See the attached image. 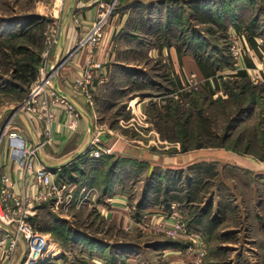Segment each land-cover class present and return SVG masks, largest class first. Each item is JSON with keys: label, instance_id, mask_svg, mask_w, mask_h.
Returning <instances> with one entry per match:
<instances>
[{"label": "crops", "instance_id": "1", "mask_svg": "<svg viewBox=\"0 0 264 264\" xmlns=\"http://www.w3.org/2000/svg\"><path fill=\"white\" fill-rule=\"evenodd\" d=\"M183 1L184 6L187 7L184 10L193 11L194 18L197 21L200 18L202 24L205 25L210 24V22L213 23L212 19L207 17H210L209 14L214 16L215 9L226 10L225 13H222L226 20L231 19L230 15L234 11L232 13L233 18L240 24L238 20L241 21L243 17L239 15V9L264 3V0ZM182 5L179 7H171L169 4L163 5L161 9L163 17L160 19L161 27H165L167 24H170V27L174 26V28L182 25ZM72 15L77 20L70 19L66 26L64 24L59 44L50 57L54 60L55 80L53 87L56 89L58 86L76 104L81 112V122L77 131L70 132L62 121V106H53L52 111L56 115V122L52 127L54 142L41 147L38 151V163L46 167H58L87 147L93 137L99 136L103 146L111 149L112 159L118 161V165H122V170L118 169V178L107 189L104 190L103 187L99 189L98 185L93 183L96 170H98H94L92 167V164L96 163V158L84 152L72 163L57 169L59 175H63L61 183L65 182L71 186L72 191H74L73 194H78L79 198L87 192H89L90 197L95 191L98 193L97 196H93L94 200H91V204L96 205L94 207L98 209V214L103 221L116 230L111 238V243L114 245L113 249H119L117 256L126 257L128 264H187L186 249L188 245L186 242L178 241L180 243L173 247L166 246L164 245L165 241L161 242L157 239L152 243H142L140 253L135 254L133 248H128L130 243H123L117 232L121 231L125 236L130 237L132 229L135 226L138 227L142 223V219L146 220L144 219L145 216H154L158 220H162L164 217L168 224L173 222L171 215L175 213L179 214L183 220L187 219L190 214L184 206L188 204L192 209L191 207L196 204L195 198H193L194 193H191V187L199 186V183L203 182L198 180L199 177L197 180L191 179L192 173H198L202 177V174L207 173L204 170L207 164H229L247 174L264 172V157L253 152L264 151V132L260 131V126L257 125L259 136L256 137V132L252 130L254 126L245 125L247 116L238 118L235 128L230 131L231 138L226 143L227 146L189 148L187 151H183L180 149L181 142L168 134L173 133L170 128L174 124L183 122L178 113L182 112V106L188 105L187 95H185L187 89L189 91L195 89L196 91L202 87V84L210 87L209 89L217 96L223 92L225 82L237 86L242 83L247 85L250 83L254 87L255 96L258 98L254 105L262 109L264 80L260 74L256 80H252L253 77H251L252 72L255 71L254 65L257 60L253 57L254 54L259 59L256 50L257 40L255 37L253 41L249 39L248 43L252 45V49L247 43L252 60L243 56L235 58L229 54L232 64L220 62L219 59L216 62L215 75L211 70L209 76L203 72L202 68H199L192 52H184L180 47L166 43L165 38L158 37V40L153 42L151 47L143 49L147 53L146 58L154 59L160 63L161 67L168 69L169 76L163 78L164 83H159V80L157 83V77L159 78L161 75L150 73L148 64L130 61L126 51L134 50L135 48H131L133 44L126 41V38H115L124 27L125 22L123 21L127 16L125 14L126 17L121 19H117V15L113 16L109 0H75ZM242 20L244 22V19ZM229 25L233 27L234 31L242 32L241 28L239 30L231 20ZM98 26L102 37L101 41L94 45L89 39L90 31ZM208 31L213 33L212 29ZM151 32L150 27L148 34ZM148 43L150 45L151 41ZM209 45L211 46V42ZM216 51L217 54L213 55L214 57L220 55L217 49ZM66 54L69 57L57 73L59 69L57 64L62 61ZM90 61L103 64V68L96 72V78L90 87L94 97L92 105L86 102L80 91L72 88L73 81L82 76V69ZM191 76H194L192 78L193 83L189 80ZM144 95L145 98L140 99V96L143 97ZM242 95L249 102L248 91L244 90ZM18 110L21 112L20 126L15 125L11 130L25 135L36 146L44 139L42 123L33 122L29 115L24 113V110ZM177 110H179L178 113ZM161 125L166 127L164 136L160 132ZM154 141L161 142V144L166 142L167 146L159 148L145 144ZM196 152L199 153L196 154ZM0 155L1 175L10 174L13 176L15 192L22 194L29 186L31 187V195L35 196L38 187L33 177H25L13 168V155L9 143H5ZM143 163H145V167H143ZM98 164L103 163L101 161ZM196 164L204 169L198 171L196 168H192V166H197ZM145 168L146 170H144ZM106 169H108L107 166ZM193 170L195 171L192 172ZM120 172H122L121 175ZM145 175H147L146 182ZM84 178H88L89 181L86 182ZM126 181H129L130 185L126 184ZM128 187L135 188L137 191L132 196L135 199L130 197ZM196 189L200 190L201 188ZM146 190H149L147 194H145ZM238 210L239 212L242 211L241 208ZM135 211L136 215L141 217L139 222L134 219ZM226 212L227 209H225ZM250 212L249 223H247L249 225L245 227L250 231L249 240L253 243H264V211L257 208L254 213L252 210ZM187 220L190 225L193 224L198 230H202L196 232L201 233L205 239L216 232L215 225L217 223L211 217L204 219V217L201 218L196 214ZM146 231L149 232L145 228L144 232ZM229 231L222 230V233L226 235ZM2 237L3 232H0V239ZM113 239H117L118 242L114 243ZM56 243V246L60 247L61 254L55 255L53 258L56 259L57 264H62L59 262L64 255L63 245L57 241ZM20 246L24 248L23 241L20 242ZM141 253L147 259L144 258L143 260ZM88 254L92 257V261L104 264L102 258L109 256V254L113 256L114 252L111 246L109 249L99 246L93 247V251L89 253H82V256ZM20 258L21 252L19 250L18 258L13 260L12 264H18Z\"/></svg>", "mask_w": 264, "mask_h": 264}, {"label": "rangeland", "instance_id": "2", "mask_svg": "<svg viewBox=\"0 0 264 264\" xmlns=\"http://www.w3.org/2000/svg\"><path fill=\"white\" fill-rule=\"evenodd\" d=\"M70 2L71 0H65L64 2L58 0H0V135L7 130L0 146V154L5 143H9L7 139L8 131L15 125L20 126L21 123V112L19 110L16 112V116L12 122L8 123L11 116L15 115L12 110L21 107L23 102L30 99L32 95L34 98L30 100V106L33 110L34 107H37L35 102L38 101L39 97H43L47 92L55 90L53 87L55 75L46 88L41 87V79L42 77L47 78L48 76H52L54 73V60L50 56L59 44L62 27L64 26L63 22L67 18ZM183 2V0H118L116 5L117 10H114L112 15H117V19L123 18L125 14L127 17H124V27L115 38H126V41L133 44L131 48L135 49L126 51V54H129L130 58L127 57L130 61H134V63L145 62L148 64L150 73L161 75L162 78L157 77V83L158 80L159 83H164L163 78L169 76L168 69L161 67L160 63L154 61V59L149 60L146 58L147 53L143 51L145 47H151L152 43L158 40V37L165 38L166 43L178 46L187 53L192 52L187 40L190 38L196 42L200 40L202 44L201 51L205 56L209 54L216 55V49L219 51V54L229 56L231 54L229 47L236 39L238 46L241 47L243 57L252 60L251 51L248 50L247 43L249 42V35H251L248 26L252 25L251 22L253 21L256 25L253 34L257 40L256 50L259 59L254 54L253 57L257 60L254 65L255 71L252 72L251 77H253L252 80H256L260 74L264 80V3L246 9H239L238 13L242 15L241 17H243L244 22H242V19L241 21L238 20L242 30L241 33H238L229 25L231 19L226 20L222 15L226 10L215 9L214 16L209 14V17L207 15V18H211L213 23L210 22V24L205 25L202 24L200 18L198 21L194 18L193 11L184 10L187 7L186 5L184 6ZM166 4L171 5V7H179V5L183 4L181 12L183 22L180 27H170V24L161 27L160 19L163 17L161 9ZM230 17H233L232 13ZM70 19H73V21L77 20L72 13L69 17ZM150 27L152 32L148 34ZM209 29H212L213 33L208 31ZM149 41H151L150 45H148ZM209 42H211V46ZM248 44L249 48L252 49V45ZM38 56L41 59L37 65H34ZM63 57L58 72L69 56L66 54ZM23 63H29L37 67L38 77L35 81H22L19 78L21 74H19L18 70ZM22 74H24L25 78L29 76L28 73ZM209 88L207 85L202 84L199 90L195 91L194 89L193 91H189L187 89L190 92L186 98L188 105L182 106V112L178 110V115L182 118V121H188V126L182 133L180 124L178 123L173 133H168L172 135L171 137L182 142V137L186 134L188 139L185 143L188 148H195L199 145L218 147L223 140V135L230 133L232 120L241 116H247L245 125L249 127L254 126L252 130L256 132V137L259 136V127L257 125L260 126V131L264 132V104L262 109L253 104L254 106L250 112L244 110L241 114L242 110L240 111V108L248 107L246 97L232 99L224 90L216 96V93L211 94L210 91L212 90ZM143 98H145V95L143 97L140 96V99ZM20 109L25 110L24 113L29 115L33 122L40 123L32 111L27 108ZM198 115L205 119L204 124L199 121ZM7 127L8 129H6ZM165 128L164 125L160 126V132L163 136L165 135ZM29 142L31 143L30 140ZM145 144L159 148L167 146L166 142L161 144L158 141L146 142ZM182 146L181 144L180 149H182ZM253 152L260 155V157H264V151ZM86 153L90 155V147ZM198 153L196 152V154ZM105 157H102V159ZM109 161L110 159L106 158L102 161L103 164H98L99 162L94 163L95 165L92 164L94 170L98 169L99 171L95 173V176L100 173L96 180V185H98L99 189L104 186L103 182L106 179L104 174ZM210 165L212 164H207L204 168H210ZM201 176L198 173H192L191 179L197 180V177H199L198 180H202L203 182L199 183V186L191 187V193H194L193 198H195L196 204L191 207L192 209H190L188 204L184 207L188 209L189 217L197 214L201 218L204 217V219L211 217L217 223L214 234L209 235L207 239L202 236L205 246H207L206 264H264V243L251 242L249 240L250 231L245 228L249 225L247 223H249L248 217L251 210L253 213L257 208L264 211V172L260 174H247L241 169L233 168L232 165L220 164L212 165L210 172L204 173ZM84 179H86V182L89 181L88 178ZM55 181L59 182L57 176L55 177ZM129 183V181H126V184ZM67 186L69 190H73L71 186ZM196 188L201 189L198 190ZM136 192L135 188L128 187L130 197L134 196ZM95 193L90 197L89 192H87L81 198L75 193L73 194V201L71 203H57L56 200H48L35 204V213L29 219L32 218L30 219L31 223L40 234L45 235L47 238L49 253L56 256L59 255L60 247L56 246V241L63 245L64 255L59 263L98 264L96 261H92L93 259L89 256L90 254L86 255V257L82 256V253L93 251V247L104 246V249H109L111 246L114 254L113 256L109 254V256L107 255L102 258L104 264H128L126 257L117 256L119 249H113L114 245L111 243V238L114 235L113 232L116 230L112 229L110 224L107 225L103 221L98 214V209L94 207L95 204H91V200H94L93 196H97L98 194L96 191ZM132 199L135 198L132 197ZM240 208L242 211L239 212L238 209ZM225 209H227V214L225 213ZM140 218V216L136 215L135 211L134 219L136 222L141 221ZM187 219L184 222H186L189 229L195 232L201 230H198L193 224L190 225ZM143 223H145V220L142 219V223L132 229L130 237L125 236L121 231L117 232L118 237L121 238L123 243H130L128 248H133V253L135 254L140 253V245L142 243H152L157 241V239L161 240V242L173 240L186 242L181 239L167 238L163 234L155 233V231H150L149 229H147L149 232H144L145 227ZM45 227H49L53 232H41L40 229L42 230ZM222 230L230 231L224 235ZM47 233L50 234L46 235ZM200 235L202 234L200 233ZM124 238L126 239L124 240ZM113 241L114 243L118 242L117 239H113ZM53 257L55 256H46L36 264L41 262L42 264H57L55 262L56 259ZM142 257L143 260L144 258L147 259L144 255ZM139 258L138 260H140Z\"/></svg>", "mask_w": 264, "mask_h": 264}, {"label": "built area", "instance_id": "3", "mask_svg": "<svg viewBox=\"0 0 264 264\" xmlns=\"http://www.w3.org/2000/svg\"><path fill=\"white\" fill-rule=\"evenodd\" d=\"M64 2L65 0H58ZM118 0H109L111 13L116 9ZM90 42L94 45L101 41L100 27H94L90 31ZM231 56L235 58L242 57L241 47L238 46L236 39L229 47ZM103 68V64L97 61H90L87 66L82 69V76L77 77L72 88L80 91L88 104H93V93L90 88L96 78V72ZM53 73V72H52ZM52 76L42 77L41 87H47ZM194 76L190 82L193 83ZM30 99L23 102L21 108L32 111L38 122L42 123L43 140L36 146L29 142L25 135L9 130L8 137L9 146L13 155V168L22 175L32 176L38 187V192L35 196L30 193L31 187H27L22 194L15 192L14 178L12 175L0 176V232H3V237L0 239V264H12V261L18 258L19 250L21 258L18 264H36L46 256H55L48 251V240L40 234L29 217L34 214L35 204L48 200H56L59 202L71 203L73 201L72 190L68 189V184L65 182H56V173H53L48 167L38 163V151L46 144H52L54 137L52 133L53 124L56 122V115L52 111V107L61 105L63 108L62 121L70 132L78 130L81 122V112L76 104L70 98L64 96L55 89L52 92H47L45 96L39 97L35 102L37 107L31 109ZM14 116L8 121L12 122ZM8 129V127L6 128ZM5 130L0 135V146L6 134ZM109 147L103 146L99 136L92 138L90 143V155L94 158H102L111 154ZM173 222L168 224L166 218L158 220L154 216H145L143 226L155 233L163 234L170 239H181L186 241L188 247L186 253L188 256L187 264H206L207 246L202 236L189 229L183 218L175 213L171 215ZM23 241L24 248H21L20 242ZM23 261V262H22ZM22 262V263H21Z\"/></svg>", "mask_w": 264, "mask_h": 264}, {"label": "trees", "instance_id": "4", "mask_svg": "<svg viewBox=\"0 0 264 264\" xmlns=\"http://www.w3.org/2000/svg\"><path fill=\"white\" fill-rule=\"evenodd\" d=\"M117 9H115V11H116ZM234 12V11H233ZM232 12V13H233ZM231 21L232 22H234V24L237 26V28L240 30V25H239V23L236 21V19H234L233 17L231 18ZM255 27H256V25H255V23H252V25H250V26H248V30H249V33L251 34L250 35V37H249V39L250 40H254V31H255ZM188 41V46H190L191 47V49H192V52H193V54H194V57H195V59H196V61H197V63H198V66H199V68H202V70H203V72H205L207 75H209L210 73V71L212 70L214 73V75H215V72H216V70H215V66H216V62L220 59V62L222 61L223 63H227V64H232V62H231V57L230 56H227V55H223V54H220L219 56H213V54H209V55H207V56H205L203 53H202V51H201V47H202V44H201V42H200V40L199 41H194V40H192V38H190V39H188L187 40ZM201 45V46H200ZM180 50V49H179ZM40 59H41V57H39L38 56V59L35 61V63H34V65H37L38 64V62L40 61ZM34 65H31V64H29V63H23L20 67H19V74H21L20 76H19V78L22 80V81H28V82H32V81H35L36 79H37V77H38V73H37V67H35ZM215 70V71H214ZM22 73H28V77H24L23 75L24 74H22ZM210 76V75H209ZM223 90L224 91H226V93L228 94V96H230L232 99H241V98H245L243 95H242V92L244 91V90H247L248 91V93H249V95L247 96L248 97V99H249V102H248V107H241L240 108V111H241V114H242V112H244V110H246V111H250V109H252V107H253V104H255L256 103V101H257V97L255 96V91H254V87L249 83V85H247V84H244V83H242V84H239L238 86L237 85H235V84H233V85H231L230 83H227V82H225V84H224V86H223ZM211 92V94H213L214 92L213 91H210ZM188 93H190L189 91H187L186 93H185V95H187L188 96ZM190 102L192 103V100L190 99ZM177 113H178V110H177ZM172 114H176V113H172ZM241 116V115H240ZM198 118H199V121L201 122V123H205V119L203 118V117H201V116H199L198 115ZM238 118H240V117H237V118H234L233 120H232V122H231V124H230V130H233L234 128H235V125H236V122H237V120H238ZM179 124H180V128H181V130H182V133H183V131H185L186 130V127L188 126L187 124H188V121L186 120L185 122L183 121V122H179ZM202 124V125H203ZM177 125H178V123H177ZM175 126H176V124L175 125H173L170 129L172 130V132H173V130H175L176 128H175ZM168 131H169V129H168ZM208 132V131H207ZM211 133V132H210ZM209 133V134H210ZM231 133V132H230ZM230 133H226L225 135H223V140L221 141V143L219 144V146H227L226 145V143L228 142V140L231 138L230 136ZM184 134H185V132H184ZM208 134V133H207ZM188 139V137H187V135L185 134V138H183L182 139V142H181V144L183 145L182 146V149H183V151H187L189 148H188V146L186 145V143H185V141ZM218 146V147H219ZM185 147V148H184ZM204 146H202V145H199V146H197V147H195V148H203ZM112 156L113 155H106V157L105 158H103V159H95L96 160V162H101V161H104L106 158L107 159H110V161H109V164L107 165V168L108 169H106V171H105V177H106V179L104 180V182H103V184H104V186H102L103 187V189L105 190V189H107V187H109L110 185H111V183L115 180V179H117L118 178V176H119V168H120V170H122V168H121V166L120 165H118V161H114V159H112ZM120 162V161H119ZM144 164L145 163H143V167H144ZM197 165V164H196ZM209 165V164H208ZM117 166H120V167H117ZM211 166V167H210ZM209 167L210 168H203V167H201V166H199V165H197V166H192V168H196L198 171L199 170H206V172L207 173H209L210 172V170H211V168H212V165H210ZM99 171L98 170H96V173H98ZM102 173V172H101ZM104 173V172H103ZM121 173L122 172H120V175H121ZM100 174V173H99ZM99 174H96V176L94 177V184L96 185V180H97V178H98V175ZM62 174L61 175H59V173H57V180L59 181V182H61V179H62ZM149 192V190H146V194ZM150 194H151V192H150ZM149 197L151 198V195H149ZM149 197H148V199H149ZM30 219H32V218H30ZM40 231L41 232H53V230L52 229H50L49 227H45V228H43L42 230L40 229ZM180 242H178V241H175V240H173V241H166V242H164V245H166V246H175V245H178ZM39 264H42V262L41 263H39Z\"/></svg>", "mask_w": 264, "mask_h": 264}, {"label": "water", "instance_id": "5", "mask_svg": "<svg viewBox=\"0 0 264 264\" xmlns=\"http://www.w3.org/2000/svg\"><path fill=\"white\" fill-rule=\"evenodd\" d=\"M74 3H75V0H71V2H70V5H69V11H68V14H67V18H66V20H65V22H64V24H65V26L67 25V22H68V20H69V17H70V15H71V13L73 12V9H74ZM61 63H62V61L61 62H58V64H57V67H59L60 65H61ZM56 89L58 90V92L60 93V94H62V95H64V96H67V94L65 93V92H63L61 89H59L58 88V86H56ZM68 97V96H67ZM69 98V97H68ZM21 107H18V108H14L13 110H12V112L13 113H16L17 111H18V109H20ZM89 147H90V144L87 146V147H85L82 151H80V152H78L77 154H75L74 155V157L73 158H71L70 160H68V161H66V162H64V163H62L61 165H59L58 167H48L50 170H52L53 171V173H58V168L59 167H61V166H65V165H67V164H70V163H72L73 161H74V159H76L77 157H79V156H81L82 154H84V152H87L88 150H89ZM23 262V261H22ZM21 262V263H22Z\"/></svg>", "mask_w": 264, "mask_h": 264}, {"label": "bare ground", "instance_id": "6", "mask_svg": "<svg viewBox=\"0 0 264 264\" xmlns=\"http://www.w3.org/2000/svg\"><path fill=\"white\" fill-rule=\"evenodd\" d=\"M57 73H58V70H57ZM25 111V110H24Z\"/></svg>", "mask_w": 264, "mask_h": 264}]
</instances>
